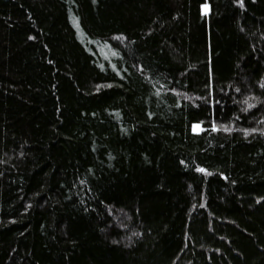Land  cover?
Listing matches in <instances>:
<instances>
[{
    "label": "trees",
    "instance_id": "trees-1",
    "mask_svg": "<svg viewBox=\"0 0 264 264\" xmlns=\"http://www.w3.org/2000/svg\"><path fill=\"white\" fill-rule=\"evenodd\" d=\"M0 264H264V0H0Z\"/></svg>",
    "mask_w": 264,
    "mask_h": 264
},
{
    "label": "rangeland",
    "instance_id": "rangeland-1",
    "mask_svg": "<svg viewBox=\"0 0 264 264\" xmlns=\"http://www.w3.org/2000/svg\"><path fill=\"white\" fill-rule=\"evenodd\" d=\"M207 6L206 5H204V6H202V11H203V13H207ZM193 130L194 131H199L200 130V125L199 124H194L193 125Z\"/></svg>",
    "mask_w": 264,
    "mask_h": 264
}]
</instances>
